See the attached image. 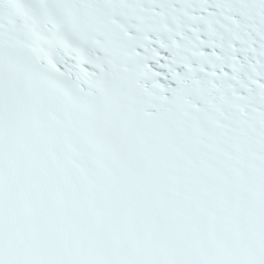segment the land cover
I'll use <instances>...</instances> for the list:
<instances>
[{
  "label": "snow or ice",
  "instance_id": "6c2138e0",
  "mask_svg": "<svg viewBox=\"0 0 264 264\" xmlns=\"http://www.w3.org/2000/svg\"><path fill=\"white\" fill-rule=\"evenodd\" d=\"M0 264H264V0H0Z\"/></svg>",
  "mask_w": 264,
  "mask_h": 264
}]
</instances>
